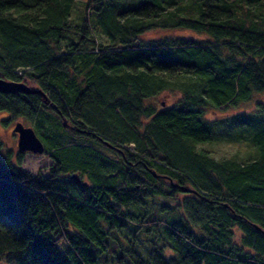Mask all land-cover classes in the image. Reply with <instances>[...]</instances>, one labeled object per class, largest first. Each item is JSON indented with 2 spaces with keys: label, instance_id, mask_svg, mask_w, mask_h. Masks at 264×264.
<instances>
[{
  "label": "trees",
  "instance_id": "obj_1",
  "mask_svg": "<svg viewBox=\"0 0 264 264\" xmlns=\"http://www.w3.org/2000/svg\"><path fill=\"white\" fill-rule=\"evenodd\" d=\"M157 27L206 38H143ZM0 76L44 93L0 92V111L54 162L0 161V264H264V102L205 117L264 91V0H0ZM237 124L246 159L201 146Z\"/></svg>",
  "mask_w": 264,
  "mask_h": 264
},
{
  "label": "rangeland",
  "instance_id": "obj_2",
  "mask_svg": "<svg viewBox=\"0 0 264 264\" xmlns=\"http://www.w3.org/2000/svg\"><path fill=\"white\" fill-rule=\"evenodd\" d=\"M77 0H75L76 2ZM85 0H79V2ZM80 13L79 10L76 9L75 16ZM143 38L146 40H153L157 38H161L164 36L168 37H179L186 36L195 39H205L206 35L202 33H196L190 30L181 29V28H151L146 30L143 33ZM20 72V69L16 70ZM30 86H33L29 81ZM33 87H38L34 85ZM181 96V91L178 88H170L164 90L157 96H154L149 101L155 103L156 105L162 107L166 105L173 104L179 97ZM264 102V91L255 94L254 98L247 102H242L237 106L229 107L227 109H208L205 112V117L210 120H215L218 118L226 117L232 114H246L252 111L257 102ZM17 122H21L26 126H33L32 122L25 117H17L13 118L11 114L7 111H0V142H2L3 147L0 148V161L5 159H9L12 163L17 166H21L26 171L30 172L36 176H49L50 175V167L54 163L53 159L45 154V153H32V152H23L20 153L18 151V136L14 133L13 128L15 127ZM233 127L229 129L219 128L218 132L221 137L215 138L213 141L205 142L201 146L211 152V154L216 158L221 157H232L236 156L239 159H246L250 152L252 136L254 134V128L248 124H237L232 125ZM37 135L44 141L43 135L40 131L35 128ZM227 133V135H226ZM104 148V147H103ZM106 152L110 153L108 148H104ZM104 152V151H103ZM19 154L21 157L22 164H19ZM109 155V154H108ZM86 178V175L84 176ZM179 199L182 200L186 197L184 194L178 195ZM124 231H121L120 243L123 246H128L129 242L125 238V236H121ZM110 249H115L111 247ZM120 249V248H119ZM118 250V249H116ZM120 251V250H119ZM173 251H166V255L169 256ZM115 253L108 251H103L98 254V263L97 264H114Z\"/></svg>",
  "mask_w": 264,
  "mask_h": 264
},
{
  "label": "water",
  "instance_id": "obj_3",
  "mask_svg": "<svg viewBox=\"0 0 264 264\" xmlns=\"http://www.w3.org/2000/svg\"><path fill=\"white\" fill-rule=\"evenodd\" d=\"M21 91L24 93H34L38 92L40 94L44 93L38 87L30 86L24 81H14L8 80L0 76V92H17ZM15 133H18V151L19 152H32V153H44L45 145L42 139L37 135L35 129L32 126H25L21 122H17L13 128ZM106 141V140H105ZM108 145H111L109 141L105 142ZM73 178L80 180V177L77 173L73 175ZM84 184H87L84 181ZM184 190H192L187 187H183Z\"/></svg>",
  "mask_w": 264,
  "mask_h": 264
},
{
  "label": "flooded vegetation",
  "instance_id": "obj_4",
  "mask_svg": "<svg viewBox=\"0 0 264 264\" xmlns=\"http://www.w3.org/2000/svg\"><path fill=\"white\" fill-rule=\"evenodd\" d=\"M26 126V125H25ZM15 133V132H14ZM15 134H17V136H18V133H15ZM26 152H29V151H26Z\"/></svg>",
  "mask_w": 264,
  "mask_h": 264
}]
</instances>
